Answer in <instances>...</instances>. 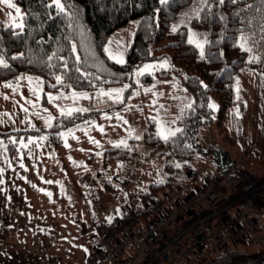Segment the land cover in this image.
Listing matches in <instances>:
<instances>
[{"label":"rangeland","instance_id":"rangeland-1","mask_svg":"<svg viewBox=\"0 0 264 264\" xmlns=\"http://www.w3.org/2000/svg\"><path fill=\"white\" fill-rule=\"evenodd\" d=\"M9 4H15L20 9L19 16L23 17L18 1L7 0L5 3L0 0V37L3 26L21 22ZM194 4L196 7L197 0ZM253 12L248 20L251 31L246 29L244 35L248 39L242 41L241 36L239 43L249 51V60L261 63L264 57V0H254ZM191 14L190 10H182L180 22L172 27L188 22ZM137 25L138 19L131 18L110 35L108 42L112 43L106 45L114 56H122L125 62ZM191 33H195L192 38L200 43L207 39L201 29L190 27L189 35ZM198 57H201L200 49ZM173 63L169 52L157 51L151 45L144 57L132 66L138 84L124 106L104 110L91 122L71 129V135L69 130L64 131L58 146L47 138L48 135L32 134L21 142L24 154L34 159L32 162L21 152L10 159L0 138V264H86V256L102 234L99 223L91 215L109 221L112 213L131 195L139 194L152 181L167 178V157L165 153L160 154L163 148L155 158L146 159L144 156L146 148L150 149L143 140L144 131L150 123L161 136L180 128L178 119L193 101V95L183 83L188 74L179 69L171 77L142 84L139 73L172 68ZM18 77L22 79L16 77L6 82H11L15 91L5 88L6 83L0 84V129L38 128L47 126L55 116L68 110L116 105L120 103L118 100L122 101L128 86V82H124L110 89L60 90L52 92L57 99L44 106L41 103L42 87L34 94L30 89L35 88V83L30 84L28 80L31 77L42 81L41 77L32 73H22ZM114 90H118L119 95ZM235 98L237 101L229 109L221 128L217 123L218 99L209 94L208 103L215 105L214 120L198 127L196 154L191 162L195 169L185 171L181 168L178 174L185 192L200 187L215 173L221 176L222 168L226 166L228 168L223 173L225 184L229 187L234 184L236 188L248 181L253 171H264V78L259 69L243 68L238 73ZM240 101L245 103L244 108H241ZM18 115L23 121L18 120ZM121 141L130 149L135 147L137 153L115 161L106 159V155L112 153L106 149L115 148ZM183 162L178 161V164ZM130 169L134 171L132 174ZM194 172H199L198 176ZM133 176L136 177L134 184L125 189L120 179L129 178L132 182ZM233 177L237 178L235 183ZM239 204L244 208L235 206L229 211L247 209L257 212L256 217L264 231V204ZM122 209L118 210L124 213ZM78 244L80 253L77 255ZM261 245H250L253 247L248 251L257 252ZM59 252L64 257L61 258Z\"/></svg>","mask_w":264,"mask_h":264},{"label":"trees","instance_id":"trees-1","mask_svg":"<svg viewBox=\"0 0 264 264\" xmlns=\"http://www.w3.org/2000/svg\"><path fill=\"white\" fill-rule=\"evenodd\" d=\"M16 1L19 2L23 10V18H26L25 31L22 36H17L15 33L19 29L13 27L10 30V25L2 27L0 56H3L10 64V69L0 67V84L16 79L22 73L35 74L43 81L41 103L44 106L49 101L48 94L60 90L110 89L124 82H128V86L123 92L122 102L106 108L87 109L83 112L74 110L72 112L75 114L71 118L59 114L53 118L51 127L43 125L38 128L19 126L9 130L0 129V138L5 143L10 159L20 152L24 154L25 148L21 147V142L30 138L32 134L48 135L47 138L58 146L64 131L74 129L82 123L91 122L99 117L104 110L124 106L138 84L134 79L132 66L144 57L151 45L157 51L169 52L174 61L173 67L146 72L141 75L140 83L151 84L156 78L171 77L179 69H183V71L180 70L181 73L188 74L183 83L193 95V101L178 119L180 128L184 130L183 135L177 134V137H171L168 141H164L161 135L154 131L153 123H150L144 131L143 140L150 147V149L146 148L145 158H155L159 149L163 148L160 150V154H166L165 167L168 176L165 180L152 181L148 187L145 186L140 190L138 196L141 203L138 208L132 209L133 211L141 208L147 200L161 196L164 190L180 186L178 174L181 168H184L185 171L195 169L191 162L196 154L198 127L200 124L210 123L214 120L213 109L208 107L209 94H214L218 99L217 123L222 128L229 109L237 101L235 81L238 73L243 68H255L260 70L264 78V57L261 63L249 60V51L239 43V39L245 35L246 29L251 31L248 20L254 13V0H239L236 5L226 3L222 7L213 3L211 13L223 14L228 18L226 22L219 20V15L211 14L205 20L204 13L200 14L199 19H195V13L192 10L196 0H171L169 5H161L159 0H61L65 4V9L64 13L60 14H57L54 7L45 6V2L51 3V0ZM200 6L202 5H196V7ZM249 6L252 7L249 8ZM184 9L192 11V14L188 22L179 23L177 31L173 32L172 25L180 22L181 11ZM241 10H243L242 13ZM49 13L55 18H48ZM236 13H241V15L238 17ZM245 16L247 17L246 21L241 23L242 20H245ZM131 18H137L138 25L127 51V62L118 64L108 58L103 48L107 45L110 35ZM190 27L203 30L207 34V40L212 42L205 44L203 59L198 57L199 48L195 44L188 43ZM216 41H220V43H215ZM73 44L76 45L77 54L81 57V64L77 66L81 67L82 72L93 74L91 83L83 78L77 80L78 74L72 71L75 56L69 53V49ZM209 52L213 54V57L209 56ZM53 53L67 60L69 66L67 72H61L63 68L61 59L48 61V56ZM20 54H23L20 59L11 60L12 56ZM47 65H57L58 67ZM58 74L63 75L65 84H56L53 87L55 75ZM239 104L241 108L245 107L243 101H240ZM20 118L21 116L18 115V120ZM13 141L15 144L12 143ZM187 145H191V147H187ZM106 151L112 152L110 155H106V159L109 158L110 161L127 158L137 153L135 147L132 149L115 147L106 149ZM24 155L29 161L34 160L31 156ZM181 160L185 162L177 168L176 164ZM227 168L228 166L222 168L221 173L220 186L225 189V192L216 204H227L229 208L243 207L239 204L240 202L263 205L264 171L261 173L253 171L248 176V181L245 180L242 186L236 188L234 184H231L230 187L225 184L223 173ZM133 172V169L129 170L130 174ZM235 176L237 177V175ZM236 179L232 178L234 183ZM129 210L131 209L126 211ZM246 211L256 217L257 212L247 209ZM207 212V208L198 209L193 214L185 216L179 223L172 224L171 229L176 225L184 227ZM114 226L115 219L100 221L99 232L103 234ZM164 243V240L153 235L149 238L148 250L153 247H161ZM240 246L245 247L241 248ZM240 246H232L227 250L220 251L213 248L206 249L197 264H264V245H261L254 253L248 251L253 246L246 244ZM241 254L242 256H240Z\"/></svg>","mask_w":264,"mask_h":264},{"label":"built area","instance_id":"built-area-1","mask_svg":"<svg viewBox=\"0 0 264 264\" xmlns=\"http://www.w3.org/2000/svg\"><path fill=\"white\" fill-rule=\"evenodd\" d=\"M122 184L128 188L130 180L122 179ZM220 185L221 176L215 173L191 191L175 186L147 200L137 211L116 216L115 226L99 236L85 263L197 264L206 249L264 244L258 217L241 209L230 212L227 204H216L225 192ZM202 208L208 212L184 227L171 229L172 224ZM153 235L165 243L148 250Z\"/></svg>","mask_w":264,"mask_h":264},{"label":"snow or ice","instance_id":"snow-or-ice-1","mask_svg":"<svg viewBox=\"0 0 264 264\" xmlns=\"http://www.w3.org/2000/svg\"><path fill=\"white\" fill-rule=\"evenodd\" d=\"M5 3H7V0H4ZM159 3L161 5H169L171 3V0H159ZM197 3L199 5H202L200 7H194L193 8V12L195 13V19H199L200 18V14L204 13V19L207 20L209 17V14L211 15H219V20L221 21H227V17L224 16L223 14H214L211 13V7L213 5V3H217V6H224L226 3L228 4H232V5H236L239 3V0H197ZM45 6L48 8H55L57 10V14L60 13H64V9H65V4L61 2V0H51V3H47L45 2ZM9 7L14 8L16 13H17V18L21 20L20 23L9 26V29L11 30L13 27L15 29H19L18 32L15 33V35L17 36H22L24 31H25V23H26V18L20 17L19 13H20V9L16 8L15 4H9ZM252 6H249V8H251ZM243 12V10H241V13ZM241 13H236V15L239 17L241 15ZM48 18H52L54 19L55 17H52L51 13L48 14ZM247 17L245 16V20H242L241 23H244L246 21ZM172 31L176 32L177 28L176 26L172 27ZM205 37L207 36V34H204ZM195 36V33H191L189 35V39H188V43L189 44H195V46L197 48L200 49V55L201 58H204L205 55V44H211V41H208L207 39L204 40L203 43H200L196 40H194L192 37ZM0 39H2V37H0ZM242 41L248 39V37H241ZM255 43V41H253ZM109 44H111L112 42L109 41ZM215 43H220V41H216ZM104 53L108 56V58L110 60H113V62L118 63V64H122L125 62V60L123 59V57L121 56L120 58H117L116 56L113 55L110 47L105 46L103 48ZM69 53L71 55L75 56V64L72 66V71H74L75 73L78 74V76L76 77L77 80H79L80 78H83L85 81L91 83V80L93 78V74L92 73H88V72H82L81 71V67L77 66L81 64V57L80 55L77 54V47L75 44H73L71 46V48L69 49ZM23 54H20L19 56H12L11 60L15 61L21 58ZM209 56L213 57V54L211 52H209ZM53 59H61L62 64H63V68L61 70V72H67L69 70V66H68V62L67 60H64L63 58L59 57L56 53H53L52 55L48 56V61H52ZM49 67H58L57 65H47ZM0 67L4 68V69H10V64L6 62V60L4 58H0ZM140 75H143L144 72L142 71L141 73H139ZM17 79H22V77H17ZM96 79H99V77H96ZM29 83H35V88L30 89L31 91H33V93L35 94L37 89H40L42 87L43 81L39 80L38 78L33 80V78L29 77L28 78ZM56 84H60V85H64L65 84V80L62 74H58L55 75V84L52 85L53 87L56 86ZM67 86V85H65ZM5 88H11L12 91H15L16 89L13 87L12 83H6L4 85ZM116 91V94L119 95L118 90H114ZM108 95H112V93H108ZM73 97L75 98V93H73ZM55 99H57V97H53L51 94H48V100L49 102L54 101ZM117 102H122V101H117ZM209 108L215 109V105L214 104H209L208 105ZM25 112H27V109H24ZM83 111H87L86 109H76V112H83ZM74 112H72L71 110L65 111L62 113V115L66 118H71L74 116ZM49 120H51V117H49ZM49 127H51V123L48 124ZM101 131H103V129H101ZM184 130L182 128H175L174 130H169L167 135H162L161 138L164 141H168L171 137H177V134H181L183 135ZM69 135H71V130H69ZM63 135V134H61ZM43 138V137H42ZM137 139H139V135H137L136 137ZM31 142V141H29ZM13 144H15V141L12 142ZM93 143H98L97 141H93ZM67 146V144L65 145ZM120 146H124L127 147V145L121 141L120 145H116V147H120ZM187 147H191V145H187ZM21 167H23V165H21ZM176 167L179 168L180 164H176Z\"/></svg>","mask_w":264,"mask_h":264},{"label":"crops","instance_id":"crops-1","mask_svg":"<svg viewBox=\"0 0 264 264\" xmlns=\"http://www.w3.org/2000/svg\"><path fill=\"white\" fill-rule=\"evenodd\" d=\"M160 81V80H162V79H157V81ZM187 105V104H186ZM119 179V178H118ZM129 179V178H128ZM135 179H136V177L135 176H133V180H132V182H131V179H130V186L128 187V189L134 184V181H135ZM121 181H122V179H120ZM180 184H184L183 182H180ZM139 194H138V192L135 194H133V195H131L129 198H128V200L126 201V203L125 204H122L121 206H119L113 213H112V219L113 218H115L116 216H118L120 213H122L121 211H119L118 209H120V208H123L122 210H128V209H135V208H138L139 207V205H140V203H141V200H140V198H139V196H138ZM126 198V197H125ZM126 204H128V205H126ZM91 217H92V219H95L96 220V222L97 223H99L100 221H104V219L103 220H101V218L99 219L98 217H97V215H95V214H92L91 215ZM262 227V226H261ZM58 245V244H57ZM63 244H61V246H62ZM49 246V243H48V240H47V247ZM78 250H77V255L80 253V246H79V244H78ZM131 249H133V245H131ZM59 251V250H58ZM60 253V257L62 258V257H64V254L62 253L61 254V252H59ZM76 255V256H77ZM59 257V256H58ZM63 260H65V259H63ZM62 260V261H63ZM77 264H80V263H77Z\"/></svg>","mask_w":264,"mask_h":264}]
</instances>
